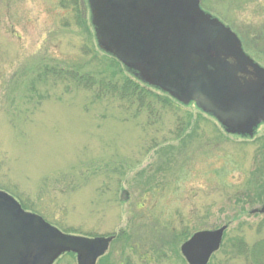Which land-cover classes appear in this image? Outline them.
<instances>
[{
  "label": "rangeland",
  "instance_id": "rangeland-1",
  "mask_svg": "<svg viewBox=\"0 0 264 264\" xmlns=\"http://www.w3.org/2000/svg\"><path fill=\"white\" fill-rule=\"evenodd\" d=\"M82 1L90 33L69 0H0V191L66 235L114 236L97 264H188L182 246L224 226L207 264H252L251 249L264 241V213H254L264 208V124L253 138L232 135L161 90L148 88L170 105L122 100L66 76L99 81L106 70L122 83L103 66L98 39L107 34L127 46V62L146 55L142 38L124 42V25L102 27L94 2ZM112 1L121 11L124 0ZM200 3L264 66V0Z\"/></svg>",
  "mask_w": 264,
  "mask_h": 264
},
{
  "label": "water",
  "instance_id": "water-1",
  "mask_svg": "<svg viewBox=\"0 0 264 264\" xmlns=\"http://www.w3.org/2000/svg\"><path fill=\"white\" fill-rule=\"evenodd\" d=\"M90 1L102 27L124 25V42L142 38L147 45L142 61L127 62L132 59L127 46L118 47L107 34L104 41L98 39L103 51L144 83L183 104L196 102L226 133L255 136L264 122V68L244 53L229 27L200 8V0H124L121 11L112 0ZM257 212L264 213V208ZM226 229L195 233L182 246L188 264H207L220 249ZM113 239L65 235L0 192V264H53L66 252L76 253L78 264H96Z\"/></svg>",
  "mask_w": 264,
  "mask_h": 264
},
{
  "label": "trees",
  "instance_id": "trees-1",
  "mask_svg": "<svg viewBox=\"0 0 264 264\" xmlns=\"http://www.w3.org/2000/svg\"><path fill=\"white\" fill-rule=\"evenodd\" d=\"M69 1L71 2L70 5L72 4L71 7H73L74 12L77 15V20H78L77 22L79 23L80 26H83L88 33H90V29L87 26L86 19L81 17V13L85 12L84 7H83L84 4H82L83 1L82 0H69ZM106 61H108L109 63L103 64L105 68L116 69L118 73L117 74L115 73L114 75L123 77L122 78L123 81L121 84H117V82L113 83V82H110V80L106 79L105 78L106 74L107 75L109 74V72H107L106 70H102L105 73L104 72L101 73V77L99 81H97L94 76H89L88 78H85L84 76L81 78L78 76V74L75 71H71V70L67 72L65 75L69 76V78L73 79L74 81L84 82L86 85H89V86H92L95 83H97L101 87L100 88L101 91H104V93L107 92L111 96L120 97L122 100L127 99L129 101L137 100L139 102H144L146 100V97L152 96L154 98L157 97L159 100L161 99L160 101L164 103L165 105H170L172 103L169 97L167 98L165 96L163 97L158 96L154 94L153 92H151L150 90H148L147 85L143 83L142 81H139L138 79L131 78V77L124 75L120 67V62L114 56L108 55L106 58ZM61 73L63 74V72ZM107 82H110V83H107ZM150 106L152 107V105ZM187 125L188 126L186 128L188 129L189 124ZM179 129L180 130L183 129L181 128V124L179 126ZM177 236L181 237L183 240L185 239L187 240L189 237L187 232H183ZM245 246L246 245L242 242L238 244V248H240L242 252H245L246 250ZM249 255L253 258L252 264H264V241L258 243L254 248H252L251 254Z\"/></svg>",
  "mask_w": 264,
  "mask_h": 264
},
{
  "label": "flooded vegetation",
  "instance_id": "flooded-vegetation-1",
  "mask_svg": "<svg viewBox=\"0 0 264 264\" xmlns=\"http://www.w3.org/2000/svg\"><path fill=\"white\" fill-rule=\"evenodd\" d=\"M199 13V12H198ZM206 13H208V14H210L209 12H206ZM241 43H242V48H243V50H244V53L246 54V55H248L249 57H251L253 60H254V58L250 55V54H248L247 52H246V47H245V44H244V41L241 39ZM255 62H256V60H254ZM257 63V62H256ZM259 64V63H258ZM260 66H262L261 64H259ZM263 68H264V66H262Z\"/></svg>",
  "mask_w": 264,
  "mask_h": 264
}]
</instances>
